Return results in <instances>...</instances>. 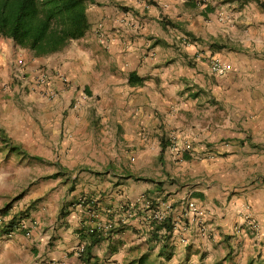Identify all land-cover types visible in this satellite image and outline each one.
Here are the masks:
<instances>
[{"label":"crops","instance_id":"crops-1","mask_svg":"<svg viewBox=\"0 0 264 264\" xmlns=\"http://www.w3.org/2000/svg\"><path fill=\"white\" fill-rule=\"evenodd\" d=\"M197 1L104 0L90 7L91 28L80 40L83 61L68 62L59 71L71 81L79 76L86 89L112 102L100 130L115 135L107 141L113 146L119 141L126 148L124 158L105 157L101 148L95 165L81 156L90 151L85 146L71 160L75 148L65 154L70 141L57 147L60 127L19 124V100L54 118L42 90L64 86L54 77L57 65L48 73L39 59L31 60L26 74L37 93L0 95V118H6L0 119V211L23 194L6 216L0 214V225L28 211L17 232L0 236V264H184L190 246L178 243V232L163 233L161 244L152 241L144 205L148 196L158 198L162 209L171 206L168 219L174 228L191 245L206 246V253L217 254L198 235L200 227L210 231L216 250H227L247 228L248 208L264 234V0H206V11ZM219 14L225 15L222 23ZM162 21L178 28L164 29ZM18 60L12 65L0 59V65L18 72L23 65ZM213 60L229 67L224 77L211 73ZM131 75L143 84L131 86ZM1 135L14 140L12 149ZM173 144L183 151L177 159ZM60 155L66 157L61 161ZM156 162L165 172L177 166L173 185L166 177L149 176ZM78 166L87 167L78 182L85 177L83 182H95V189L82 190L81 184L71 191L65 173ZM188 201L205 212L200 227L186 214ZM108 224L114 234L84 262L78 246Z\"/></svg>","mask_w":264,"mask_h":264},{"label":"rangeland","instance_id":"rangeland-1","mask_svg":"<svg viewBox=\"0 0 264 264\" xmlns=\"http://www.w3.org/2000/svg\"><path fill=\"white\" fill-rule=\"evenodd\" d=\"M104 2V0H97V3ZM199 3L198 9L203 10V5H206V0H199L197 1ZM149 6H151L150 3H148ZM222 19H226L224 14H219L217 16V20L222 21ZM219 21V22H220ZM228 21H226L227 23ZM222 23V22H220ZM159 31L160 29L157 28ZM98 32L94 33V36H98ZM152 32L155 34L156 29H152ZM81 41L75 42L70 44L65 50H63L59 54H55L49 57H43V58H36L33 54L26 50H22L21 48L17 47L14 43L8 40L0 39V59L3 60L5 63H8L9 61H12V65L15 64V61H20L18 59L23 60V65L17 66L18 72L13 70V68L10 70V64L8 69L5 71V65H0V95H3L9 97L10 95H14L16 97L19 96H29L32 95V93L36 94L37 91L29 87L30 83H32L30 78L28 79V75L26 74V68L28 65L31 64V60H40V63H43V66L45 67V72H54L52 68H50V65L55 64L57 65L56 70L57 72H54V77L58 79V81L64 85L62 86V89L60 91H51L48 86H44L45 90H42V94L45 95V98L49 101V103L52 105L50 108H52L54 113V118H47V112H36L35 108L31 107L32 105H35V103L31 102H24L23 100L18 101V105H16V108L20 111L19 116V124H21L23 127H46L47 125L50 126H58L60 127V140L56 143H59V149H61L62 142L66 140L67 142L70 141L71 145L67 149V152L65 154H68L71 147H74L73 150L74 154L71 160H74L78 154H80V150L83 149L85 146L89 147L90 151L84 153L81 156H88V160L91 161V163L97 164L96 158L98 156H95V151L101 150L103 148L106 152L105 157H117V158H124L125 157V151L126 148L121 145V143L118 141V144L116 146L111 145L110 142L107 140H110V137L112 136L113 139L115 138V135L107 131L106 135L100 130L101 122L103 121L101 119V116L103 113L107 110H110V106H112V102L108 101L107 99L103 100V97L95 96L93 90H90V88H85L83 83L80 82L79 76L73 77L72 81L68 80L66 77H62L60 75L61 68L64 64L68 62H75L77 64H80L81 61H83L79 49L83 48L81 46ZM92 43V42H90ZM193 44L194 42H188ZM26 61V66L25 65ZM60 65V66H59ZM13 67V66H12ZM42 67V66H41ZM49 68V69H47ZM15 71V72H14ZM62 72V71H61ZM47 76V74H44ZM78 75V74H77ZM45 76V78H46ZM44 78V80H46ZM63 79H66L67 82H63ZM47 82L45 81V84ZM44 84V85H45ZM91 87V86H90ZM51 92L54 93V96L51 98ZM46 93L48 96H46ZM26 99V98H25ZM114 104V103H113ZM115 105V104H114ZM14 108V107H13ZM114 111V109H111ZM3 114V113H2ZM3 116H5L3 114ZM38 118V120L36 119ZM1 119V118H0ZM110 118H107V121ZM3 121H6V118L1 119ZM120 132L116 137L120 139ZM124 136V135H122ZM1 138H5L7 143L6 147H14V140L12 141L10 138H8L5 135H1ZM4 144V142H2ZM170 143V142H169ZM175 147L171 149L172 155L176 157V159L182 154V150L178 148L177 145L173 144ZM155 151V150H154ZM58 150L55 151L56 157L59 155ZM66 157V155H63ZM62 155L61 161L64 158ZM78 157V156H77ZM70 159V158H69ZM176 163H179L178 160H175ZM177 166L170 167L171 169L167 170V174L165 170H161V165L159 162L155 163L151 166V171L149 176L156 181H160L161 179L167 178V181L170 182L172 185L176 182L175 179H177L174 174V169ZM82 168H87L84 166H78L75 167L74 170H71L68 173H65L68 177V180L71 184V191H73L77 186H80L83 184L82 190L86 188V186L93 187L95 189L97 185L95 182H91L90 180H87L86 182H83L85 180L84 178H81L78 182V176L81 174H84ZM66 172V171H65ZM166 175V176H165ZM74 176H77V178L72 179ZM93 193V192H91ZM95 194V193H94ZM149 202H155L158 206H160V202H158V198H150ZM155 208L156 206H151V208ZM205 217L204 216L199 220L198 226L203 221ZM202 224V223H201ZM259 225L260 234L258 236V239H255L254 236L251 234V232L248 230V227L245 228L243 231L244 233L241 234V238L238 239L236 244L233 246L235 248L234 254L232 258L235 260V262L239 264H246L248 259L252 256H255L257 254H261L264 257V234L263 229L261 225ZM243 229V227H242ZM209 230L206 227L201 228L198 235L201 239H205L207 241V245L211 248V251H216L217 254H212V252H205L204 250L207 249L206 246L199 244H192L188 241L187 245L185 247L190 246L189 251L186 252V255H184L183 262L184 264H217L220 262H223L225 259V256L227 255L228 250H225L224 248L221 251L216 250L215 247H213L214 243L212 242L213 237L208 235ZM181 245V244H180ZM184 246V245H182ZM211 256V257H210ZM210 258H212V261L210 262ZM202 260V263L200 262ZM182 262V263H183ZM153 264H168L166 260H162L160 262H156ZM170 264H179L178 262H172Z\"/></svg>","mask_w":264,"mask_h":264},{"label":"trees","instance_id":"trees-1","mask_svg":"<svg viewBox=\"0 0 264 264\" xmlns=\"http://www.w3.org/2000/svg\"><path fill=\"white\" fill-rule=\"evenodd\" d=\"M100 6L97 0H0V39L14 43L22 50H26L36 58L49 57L61 53L70 44L85 38L91 28L88 10L92 6ZM206 6V5H203ZM207 10L205 7L204 11ZM162 27L177 29L178 26L170 21L164 23ZM131 86H140L143 80L130 76ZM167 147H162L164 153ZM17 150V149H13ZM154 182V181H153ZM156 184V182H154ZM161 186V183H159ZM23 194L15 198L6 205L0 214L6 216L13 204L19 201ZM149 202V201H148ZM82 205L85 202H82ZM151 206H156L151 202ZM129 212V211H126ZM145 212H148L146 209ZM64 213H62V216ZM28 217V211L21 212L14 216L9 222L0 225V236L11 235L20 228L21 221ZM174 226L171 219L159 224L149 223V234L153 242L161 244L165 242V235L172 234ZM113 231L104 233L93 231L86 237L84 262L89 263L92 251L102 242L108 240L114 234ZM228 238L226 242H230ZM227 255L223 262L217 264H239L232 258L234 254L233 245H228ZM167 247H163V251ZM82 257V258H83ZM202 263V260L200 261ZM189 264V262H187ZM246 264H264V257L257 254L248 259Z\"/></svg>","mask_w":264,"mask_h":264},{"label":"built area","instance_id":"built-area-1","mask_svg":"<svg viewBox=\"0 0 264 264\" xmlns=\"http://www.w3.org/2000/svg\"><path fill=\"white\" fill-rule=\"evenodd\" d=\"M99 35L100 34L98 32V36ZM210 71L214 76L222 78L228 73L229 67L218 60H213L211 61ZM63 82H67V80L63 79ZM53 96H54V93H51V97ZM78 205L82 206V203ZM144 205H145V209H147L149 213L148 221L156 222L159 224L165 222L168 219V214L172 209L171 206H163V209H162L158 205H156L155 208L153 207L151 208V203L148 201H146ZM246 212L247 213L245 214V220H246V225L248 227V230L251 232V234L254 236L255 239H258V236L260 234V230H259L260 228H259L258 222L256 218L253 216V214L250 212L249 208L246 209ZM186 214L189 218L193 219L194 221L197 220L199 222V220L204 216V211L194 201H188ZM97 230L102 231L104 233H109L114 230V225L112 224L104 225L102 227H98ZM173 232H176V233L178 232L177 239H178L179 244L184 245V246L187 245L188 239L183 235V233L180 230H178V228H174ZM85 249H86L85 244L78 246L76 250L77 256L78 257L82 256L85 253Z\"/></svg>","mask_w":264,"mask_h":264}]
</instances>
